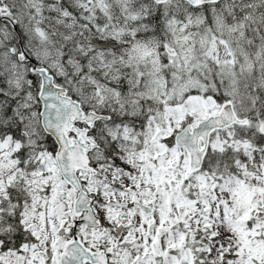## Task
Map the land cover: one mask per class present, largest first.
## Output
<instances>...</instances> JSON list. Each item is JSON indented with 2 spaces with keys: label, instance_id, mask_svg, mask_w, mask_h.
Masks as SVG:
<instances>
[{
  "label": "snow or ice",
  "instance_id": "snow-or-ice-1",
  "mask_svg": "<svg viewBox=\"0 0 264 264\" xmlns=\"http://www.w3.org/2000/svg\"><path fill=\"white\" fill-rule=\"evenodd\" d=\"M0 264H264V0H0Z\"/></svg>",
  "mask_w": 264,
  "mask_h": 264
}]
</instances>
